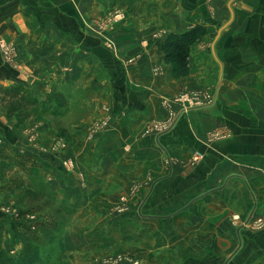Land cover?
<instances>
[{"label":"crops","instance_id":"0c3cea01","mask_svg":"<svg viewBox=\"0 0 264 264\" xmlns=\"http://www.w3.org/2000/svg\"><path fill=\"white\" fill-rule=\"evenodd\" d=\"M195 26L205 34L190 44L188 74L178 77L160 46ZM1 45L13 49L11 60ZM73 82L91 93L93 109L64 152H48V120H35L30 144L29 127L0 114V155L1 147L28 154L53 174L58 199L91 225L125 196L126 219L161 224L159 250L173 247L175 264H264V0H0V88H25L42 101L54 85ZM183 92L202 105L179 107L169 129L146 132L170 110L163 100ZM103 121L107 129L87 143V127ZM68 157L75 171L61 165ZM77 164L82 188L71 186ZM159 250L146 264H171Z\"/></svg>","mask_w":264,"mask_h":264},{"label":"rangeland","instance_id":"374dc122","mask_svg":"<svg viewBox=\"0 0 264 264\" xmlns=\"http://www.w3.org/2000/svg\"><path fill=\"white\" fill-rule=\"evenodd\" d=\"M109 17L110 15H107L103 24L104 27L114 23V21L109 22ZM11 49V47L1 45V52L10 60L12 59L11 54H13V49ZM161 52L163 53L162 48ZM1 89L0 114L13 120L14 122L10 125L16 129H19L20 125L29 127L23 132L28 143L36 142L37 135H39L35 120L44 118L49 121L54 137L48 142L47 148L48 152L54 154L64 152L68 141L71 140L73 128L87 119L93 109L91 93L86 92L79 82L54 85L45 93L42 101L36 99L27 89L19 88L36 101L35 105L24 114L23 111L9 112L8 108L3 107L2 99L6 97ZM54 93L59 96L58 104L52 103L49 99V96ZM180 94L163 100L165 104L168 103L171 106L170 110L166 106L167 115L162 119L153 121V125L162 126L169 122L167 129L171 127L177 108H181L175 102ZM5 105L7 107V101ZM184 109L186 108L182 110ZM22 116L26 117L22 118ZM106 127L107 122L104 121L91 123L86 129L87 143L94 144V138L105 131ZM146 132L150 131L147 129ZM94 158L91 148V152L85 159L83 158V161L87 164L89 161L92 162ZM74 159L68 157L64 160L70 161L73 165V169L65 170L66 172L75 171ZM77 167V175H75L76 178L71 186L75 185L73 188H76L78 185L82 188L84 174L78 164ZM52 177L53 174L45 175L44 170H38L28 154L6 151L1 147L0 213L2 212L4 216L2 226L4 225L5 229L2 230V233L0 232V254H2L0 260L9 264V259H17L20 251L28 242L39 248L37 264H146L149 259L151 261L156 258L154 257L156 251L162 248V236L159 233L161 224L157 226L155 223L147 222L146 226L141 228V226L134 224L130 218L126 219L129 207L125 196L120 197L118 203L113 204L93 225L88 224L86 220H80V222L77 218V209L62 203L52 190L47 181ZM136 191L137 186L134 185L131 193ZM238 219L237 216L233 221H238ZM2 226L0 217V230ZM68 228H70V235L65 237ZM13 229L21 233L24 239L22 238L20 242L17 241L11 232ZM162 239L164 242V236ZM63 245H69L67 246L69 248H65ZM168 249L170 250H159L160 256L167 253L171 256L169 259L171 264H175L179 261L177 254H175L176 251L173 247Z\"/></svg>","mask_w":264,"mask_h":264},{"label":"trees","instance_id":"16d2710c","mask_svg":"<svg viewBox=\"0 0 264 264\" xmlns=\"http://www.w3.org/2000/svg\"><path fill=\"white\" fill-rule=\"evenodd\" d=\"M204 34L205 30L203 27L195 26L181 35H175L171 33L166 37L161 48L163 49L165 61L174 65L176 76L184 77L188 74L186 58L189 46L194 40L198 39ZM1 91L6 97L5 99H2L4 102L3 107L8 108L9 112L23 111L24 114V112H26L36 103V101L30 98L26 92L21 91L19 88H10L5 90L1 89ZM49 99L54 104L59 103V96L57 93L49 96ZM6 101L8 102L7 107L5 105ZM10 101L11 103H9ZM25 117L26 116H22V118ZM1 256L2 254H0V257ZM9 260V264H37L39 261V248L33 243L28 242L20 251L17 259ZM0 262L1 264H6V261L4 260H0Z\"/></svg>","mask_w":264,"mask_h":264},{"label":"built area","instance_id":"2783aa9c","mask_svg":"<svg viewBox=\"0 0 264 264\" xmlns=\"http://www.w3.org/2000/svg\"><path fill=\"white\" fill-rule=\"evenodd\" d=\"M113 15V16H112ZM120 14H118L117 12L115 13H111L110 14V17H109V22L111 21H115L116 18L119 16ZM112 16V18H111ZM175 102L177 104H179L181 106V109L183 108H186L184 109L187 110L189 108H192V107H197V106H200L202 105L203 103V100L202 98L200 97V95L196 94V93H190V92H183L181 93L177 99L175 100ZM166 122V121H165ZM164 122V123H165ZM171 123V122H170ZM154 123H152L150 125V127L148 128V130L150 132H155V133H161L162 131H165L167 128H168V125H169V122L163 124L162 126H159V125H153ZM198 157H200V155H198ZM63 167H65L67 170H72L73 169V165L71 164L70 161H62V164H61ZM237 216H234L233 219H236Z\"/></svg>","mask_w":264,"mask_h":264}]
</instances>
